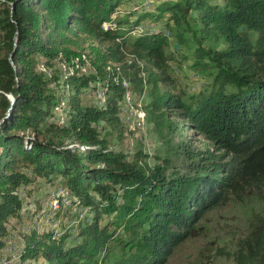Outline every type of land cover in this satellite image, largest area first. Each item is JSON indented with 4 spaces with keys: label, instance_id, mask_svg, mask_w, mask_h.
Listing matches in <instances>:
<instances>
[{
    "label": "trees",
    "instance_id": "trees-1",
    "mask_svg": "<svg viewBox=\"0 0 264 264\" xmlns=\"http://www.w3.org/2000/svg\"><path fill=\"white\" fill-rule=\"evenodd\" d=\"M123 1L0 0V257L21 192L30 196L33 183H57L90 216L77 243L67 231L21 233L13 264H166L231 196L254 193L264 206V0H155L150 9L149 0H136L127 13L134 21L112 19ZM164 15L171 29L132 35ZM170 33L182 44L191 36L189 69L211 79L190 100L158 89L173 83ZM84 38L98 43L88 55L76 50ZM98 86L103 106L86 101ZM133 89L146 96L162 138L177 113L212 152L183 145L188 170L168 174L169 156L149 165L141 152L118 150L109 136L123 126L119 109ZM119 230L124 239L115 238ZM113 242L117 256L108 252ZM238 262L264 264V213L249 223Z\"/></svg>",
    "mask_w": 264,
    "mask_h": 264
},
{
    "label": "rangeland",
    "instance_id": "rangeland-1",
    "mask_svg": "<svg viewBox=\"0 0 264 264\" xmlns=\"http://www.w3.org/2000/svg\"><path fill=\"white\" fill-rule=\"evenodd\" d=\"M154 1L152 0L151 3L149 0V9L152 8L151 4ZM134 2L136 0H124L111 18L124 21L130 19L127 13L136 7ZM137 3L139 4L138 0ZM193 18H195V13L190 12L188 23L196 30L200 25L194 22ZM134 20L135 16L130 19V21ZM158 21V24L153 23V21L147 22V27H149H143V29L140 25H144L145 22L141 23L132 32V35L139 36L144 31L154 32L156 28L166 31V29L173 27V22L168 21L167 15ZM106 25H103V28H106ZM129 41L131 43L132 38H129ZM91 45L98 46V43L84 38L81 46L76 50L88 55ZM194 47L195 44L189 34H186V42L182 44L174 33H170L164 50L166 55L171 56L170 59L173 60L169 63L172 66L168 67V74L173 83L166 86L158 85L159 90L179 93L185 100L195 98L207 90L211 79L205 75L193 73L194 71L188 66ZM216 47L220 49L222 45L218 43ZM143 64L139 63L138 66L141 67ZM86 70L87 68L84 67L81 71L86 72ZM128 73L130 72L125 71L126 76ZM122 85L127 87L125 81ZM93 91L94 94L90 93L91 97L86 98L87 103L94 101L98 106H103L106 97L105 91L100 86ZM133 91L134 96H125L124 105L126 106H122V111L121 106L119 109L118 117L123 126H118V129L109 136V141L118 150L130 158L135 152H141L147 155L146 162L149 165H154L160 159L169 156L168 174L173 171L185 173L188 170L187 158L182 154L183 145L188 152H197L203 149L212 152L211 144L205 137L193 133L187 127L185 119L180 118L177 113L171 117L172 126L169 131H164L165 138H162L149 120L148 111L145 109L146 101H148L146 96H139L136 90L133 89ZM7 98L11 100V96L8 95ZM129 110L133 111L132 117L128 115ZM180 141H183L184 144L179 145ZM27 188L33 192L28 197L25 194L26 189L21 192L24 199L23 208L16 219H11L13 228H11L8 243L0 257V264H13L17 247L21 243V233L33 229H53L60 233L67 231L68 240L77 243L82 240L75 237L77 228L89 221L90 216H88L87 210L77 206L70 195L57 183L50 185L41 181L33 183ZM263 213V203L254 193L231 196L225 206L213 209L204 215L196 224L197 234L178 244L173 249L166 264H245L238 262L239 244L247 236L248 226L253 217L263 215ZM125 237L126 235L122 230L115 233V238L124 239ZM109 246V255L117 256L119 246L115 242Z\"/></svg>",
    "mask_w": 264,
    "mask_h": 264
},
{
    "label": "bare ground",
    "instance_id": "bare-ground-1",
    "mask_svg": "<svg viewBox=\"0 0 264 264\" xmlns=\"http://www.w3.org/2000/svg\"><path fill=\"white\" fill-rule=\"evenodd\" d=\"M148 22H149V21H148ZM130 109H131V108H130ZM122 113H123V112H122ZM128 115L132 117V116H133V111H132V110H129V111H128Z\"/></svg>",
    "mask_w": 264,
    "mask_h": 264
},
{
    "label": "water",
    "instance_id": "water-1",
    "mask_svg": "<svg viewBox=\"0 0 264 264\" xmlns=\"http://www.w3.org/2000/svg\"><path fill=\"white\" fill-rule=\"evenodd\" d=\"M9 61L12 63V60H11V55L9 56Z\"/></svg>",
    "mask_w": 264,
    "mask_h": 264
},
{
    "label": "built area",
    "instance_id": "built-area-1",
    "mask_svg": "<svg viewBox=\"0 0 264 264\" xmlns=\"http://www.w3.org/2000/svg\"><path fill=\"white\" fill-rule=\"evenodd\" d=\"M107 26V25H106ZM149 27V26H148ZM148 27H144V28H148ZM150 27H153V26H150ZM102 29H103V26H102ZM123 87V86H122ZM125 110V109H124Z\"/></svg>",
    "mask_w": 264,
    "mask_h": 264
}]
</instances>
